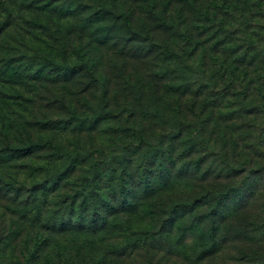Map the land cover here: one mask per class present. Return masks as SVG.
I'll return each mask as SVG.
<instances>
[{"label":"trees","instance_id":"obj_1","mask_svg":"<svg viewBox=\"0 0 264 264\" xmlns=\"http://www.w3.org/2000/svg\"><path fill=\"white\" fill-rule=\"evenodd\" d=\"M74 1L98 10L103 34L119 19L130 50L151 65L134 60L127 73L123 58L116 76L102 73L99 90L105 53L93 51L95 40L75 61L64 49L61 61L41 54L28 71L11 67L14 59L4 67L0 189L14 197L0 196L18 216L9 236L25 246L20 264H264V0H140L154 3L142 21L183 45L140 31L125 3ZM32 9L19 25L35 42L68 27L80 34V19L55 27L47 4ZM191 45L196 65L187 61ZM107 117L115 120L110 153L92 135ZM64 119L88 143L58 144L53 128ZM63 214L68 222L57 224Z\"/></svg>","mask_w":264,"mask_h":264},{"label":"rangeland","instance_id":"obj_2","mask_svg":"<svg viewBox=\"0 0 264 264\" xmlns=\"http://www.w3.org/2000/svg\"><path fill=\"white\" fill-rule=\"evenodd\" d=\"M84 1L99 4L95 0ZM155 1L159 5V1ZM152 2L145 5L140 0H116L117 4L125 3V5L128 6V9L132 11L133 21L137 25L140 26L139 23H143L139 27L140 31H148L150 33L153 31L155 36L159 40L168 39V42L172 45H183V42L181 43L178 37H174L171 31L162 30L159 25L152 22L151 18L148 20L147 24L142 21L143 16H146L147 14L149 15L151 13V8L154 4ZM212 3L215 2L212 1ZM46 4L50 9L48 16L52 19L55 27H58L62 22H68V20L80 19V23L78 26L80 34H77L75 32V28L68 27V29H63L59 36H57V34L56 36L49 37L47 40L50 41L48 42H35L33 40V37L24 32L28 31L27 27L25 25H19V22L21 23L22 18L26 20H31L33 18V16L35 15V10H33L32 7L36 9L44 8ZM123 9L124 8L121 7L119 12ZM10 18L15 19V21L12 24L9 23V25H7L6 27L3 22H9ZM103 22L104 21L99 20V12L95 7L77 6L74 0H0V31L4 29L3 33L0 32V77H3L2 72L5 69L4 67H8L7 64L9 60L14 59L11 67L14 68L17 66H21L28 71L38 66L37 62L40 61L39 59L41 54L48 55L50 58H54L57 61H61V53L64 49H67V60L75 61L77 60L76 56L74 55L75 51L80 48L81 58L82 53L84 51L86 52L85 49H87L95 40H98L99 48L93 51L96 52L101 49L104 50L105 53L103 59H99V61H101L103 64L105 63L104 69H97L96 74V76L98 77L97 85L99 90L102 87V77L104 75L102 73H104V71L105 73L106 71L108 73L109 71L112 76H116L114 71H116L117 69L115 67L122 62L123 58L125 59L124 62H126L125 70L127 69V73H131L132 63L134 60L139 61L143 69L146 70V67L150 66L151 64H148L146 62V59H142L141 55L130 50V43L127 42L129 40V38L127 39L128 36L125 34L123 29L118 27L119 19H116V21L114 22V25L109 32V36L107 35V33L103 34L104 32L100 31L99 29ZM106 27H109V25H107ZM115 34L119 35V39L115 40V37L111 38L112 36H115ZM125 42L129 45V47H123L122 45H120L124 44ZM192 44H194V42H192ZM192 47L193 45L188 48V51L192 52L187 53V61L196 65L198 64V62H200V51H194L195 49ZM150 56L152 57V54H150ZM208 58L211 59L210 57ZM208 58L207 62L210 63ZM115 61L116 64L114 63ZM178 63L179 60L177 59V57L175 55H172L170 57L169 64L176 67ZM48 69L49 67H47V70H45V72H51V70ZM13 79H18V77H15ZM25 88L29 89L30 87L27 86ZM94 101L95 97L92 99V102ZM48 105L49 107H51V109L59 107L58 104H52L49 101ZM54 112V110L51 111L52 114ZM60 116L61 114L58 117ZM62 123L63 126L59 123L60 128H53V130L57 133V139L59 137V140H61L60 142H58V144H66L67 148H74L76 147V145L80 147L81 144H85L84 141L88 143L87 139H89L90 137L89 135L87 136V133L85 131L82 132V136H80L81 138H73L74 132L70 131V126L67 125L66 119H64V122ZM113 125H115L114 118L112 120L111 118L107 117L100 124V129L97 128L98 131L92 132L93 138L95 139V143H101L105 145L109 153V150L114 148V146H112L114 142L113 134L115 132V128L112 130ZM85 147H87V145H85ZM109 153L108 156H110ZM51 168L52 166L50 167V169ZM102 169V167H99L98 169L99 179L102 181V184H108V182H106V177L108 173L105 172L104 169ZM9 173L12 174V176H16L17 172L10 170ZM20 178L26 179L27 181H31V177L25 173L22 174ZM117 184V181L113 183L114 189H117ZM173 191H177V189L174 188ZM110 192L111 190L107 189L104 193L108 195ZM7 193L8 192L6 188L1 187L0 194ZM6 197H8V199H13L14 196L13 193L10 191ZM6 197L0 196V264H20L23 262V258L26 255V250L25 246L19 238V235L9 236L10 232L12 231L11 227H18V222L16 221L18 216L11 208L6 207ZM10 202L14 203L13 200H11ZM99 202L100 204H102V201ZM231 202V200H228L225 202V205H229ZM77 216H79L78 213H76V216L73 217L72 220H77ZM91 218L92 212L90 210L88 212L87 221H89ZM68 219L69 215L63 214L61 216L58 215L56 221L57 224H59L62 220L68 222ZM24 234L27 237L26 230ZM187 241H189L190 243L192 241V238H189Z\"/></svg>","mask_w":264,"mask_h":264}]
</instances>
